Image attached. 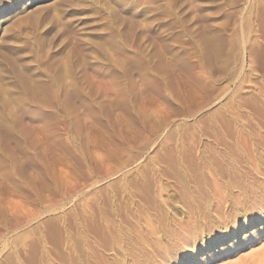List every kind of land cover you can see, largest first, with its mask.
<instances>
[{"label":"rangeland","instance_id":"374dc122","mask_svg":"<svg viewBox=\"0 0 264 264\" xmlns=\"http://www.w3.org/2000/svg\"><path fill=\"white\" fill-rule=\"evenodd\" d=\"M25 1L0 0V115L22 131L0 137V264L61 261L93 212L133 220L182 168L248 165L234 143L264 132V0ZM262 252L264 235L206 264Z\"/></svg>","mask_w":264,"mask_h":264},{"label":"bare ground","instance_id":"6f19581e","mask_svg":"<svg viewBox=\"0 0 264 264\" xmlns=\"http://www.w3.org/2000/svg\"><path fill=\"white\" fill-rule=\"evenodd\" d=\"M37 1L26 0L25 6L29 7ZM7 18L0 19V27ZM2 91L5 90L2 88ZM235 112L237 115L238 111ZM9 117L0 115V137L8 133L22 137V131L17 126L18 116ZM202 121V131L206 133L207 121ZM213 125L216 129L217 125ZM256 131L254 128L249 132L247 129L248 133H239V139L234 143L236 151L244 148L241 155L249 158L247 166L245 164L241 168L242 165L238 163L242 160L232 163L224 160L225 154L219 153L220 161L229 162L225 163L224 168H205L206 160L204 168H182L177 173L183 183L158 188L151 209L133 220L121 216L111 221L109 217L101 218L97 214L99 218L93 212V221L100 225L99 232L89 233L78 229L69 238L74 243L67 252L62 253V260L45 264H206L215 258L219 261L226 257L232 259L234 253L246 243L264 235V132L260 128ZM3 149L6 150V147ZM171 189L174 192H170ZM78 222L75 218L76 225ZM235 261V264H264V252L252 256L249 261L238 257Z\"/></svg>","mask_w":264,"mask_h":264}]
</instances>
